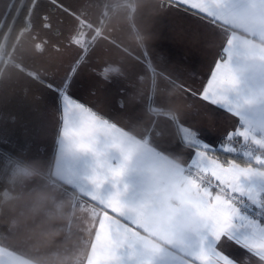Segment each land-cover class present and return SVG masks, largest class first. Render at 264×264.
<instances>
[{"label":"crops","instance_id":"1","mask_svg":"<svg viewBox=\"0 0 264 264\" xmlns=\"http://www.w3.org/2000/svg\"><path fill=\"white\" fill-rule=\"evenodd\" d=\"M14 1L0 0V29ZM181 3L188 8L178 7L177 0H34L29 27L0 71V227L13 230L10 237L0 232V258L9 264H85L96 255L92 264H100L97 244L104 249L127 244L129 258L135 259V243L194 242L197 222L208 213L193 199L196 186L179 174L183 145L176 125L195 120L201 138L218 148L239 121L211 105L204 106L211 115L205 117L185 86L203 85L220 54L219 28L252 9L213 0V10L221 13L217 20L223 21L213 29L192 11L204 0ZM256 12L264 16V7ZM252 35L245 44L252 43ZM254 47L264 52V38ZM261 61L264 55L237 59L236 66L247 69L249 82L258 84L264 77L257 67ZM80 64L84 68L67 92L112 122L104 129V147L117 158L112 163L130 157L118 183H95L91 154L78 153L71 144L60 153L64 163L51 174L40 161H30H55L63 126L61 89L48 85H59L69 68ZM104 65L110 70L108 82L93 73ZM261 111L253 106L249 115L255 120ZM23 160H29V175L17 173L16 162ZM34 181L37 186L28 190ZM101 189L113 213L134 217L136 227L121 225L115 239L111 226L119 221L81 195L95 200ZM92 213L101 217L98 224ZM69 227L73 234L58 244ZM85 240L95 242L90 246ZM225 251L242 253L230 243Z\"/></svg>","mask_w":264,"mask_h":264},{"label":"snow or ice","instance_id":"2","mask_svg":"<svg viewBox=\"0 0 264 264\" xmlns=\"http://www.w3.org/2000/svg\"><path fill=\"white\" fill-rule=\"evenodd\" d=\"M229 3L239 6H249L252 11L244 12L232 17V23L219 28L218 35L222 38L219 48V56L215 61L207 80L198 89L185 86L189 96L200 101L203 115L211 117L205 110V105H211L222 109L239 121L235 130L228 131L219 147L206 143L200 135V129L194 127L195 120L180 121L176 125L178 136L176 138L183 145V152L177 155L183 160V166L179 174L185 183L196 186L197 192L193 199L205 209L207 215L199 219L192 233L194 242L180 239L164 245H144L135 243V259H130L128 245H113L107 249L96 245V253L99 254L100 264H264V77L258 84L248 80V70L238 69L237 59H256L264 55L258 50L261 38H264V16L256 12L257 7H264V0H228ZM177 6L188 8L187 3L177 0ZM216 7L213 0H204V3L192 8L197 13V18H203L206 24H211L213 29L223 21L217 20L220 11L213 10ZM203 9V10H202ZM251 17V18H249ZM233 23L239 27H233ZM251 36V44L244 41ZM231 41V43H229ZM88 58L85 57V60ZM257 67L264 71V61ZM84 68H69L64 80L59 84H49L48 87L61 89L62 100V130L59 140V149L52 164H45L39 159L46 172L51 174L54 169H59L64 161L60 153L70 144L78 152H87L92 156L91 167L95 171L93 180L95 183L112 181L118 183L127 171V163L130 157L125 154L123 162L113 164L117 159L110 154V150L104 147V129L112 124L99 112L88 105L74 100L68 95L67 88L76 74ZM109 67L107 65L95 70L102 82H108ZM261 109L258 119H252L249 115L251 107ZM201 115L198 111L197 116ZM117 127H119L117 125ZM71 128V130H69ZM126 131V130H125ZM237 144L239 146H237ZM115 147L119 148L117 144ZM184 153H187L185 155ZM220 153H225L221 157ZM29 160L17 161L16 169L19 175H29L26 167ZM37 186V182L27 185L28 190ZM3 185L0 184V190ZM87 191V190H85ZM67 192L62 194L61 198ZM96 194V193H93ZM82 198L107 212L116 218L119 223L111 226L113 238L123 231L121 225L135 228L133 219L125 216H117L104 196L103 190L99 192V198L93 200L91 195ZM103 200L105 203H101ZM122 204H127L126 198L121 199ZM79 203L77 207H79ZM92 218L99 223L101 217L92 213ZM70 225H61L64 228ZM7 237L13 234L11 227L2 228ZM71 233H66L58 244H63ZM81 237L84 232L79 231ZM95 237V232H93ZM90 246L95 241H84ZM230 243L236 249L242 250L241 255L234 256L225 251V245ZM14 255H19L15 249H9ZM97 259L96 255L88 257L85 264H92ZM0 264L9 262L0 258Z\"/></svg>","mask_w":264,"mask_h":264},{"label":"trees","instance_id":"3","mask_svg":"<svg viewBox=\"0 0 264 264\" xmlns=\"http://www.w3.org/2000/svg\"><path fill=\"white\" fill-rule=\"evenodd\" d=\"M34 0H15L0 29V71L22 32L29 27V13ZM221 157L225 153H220Z\"/></svg>","mask_w":264,"mask_h":264},{"label":"built area","instance_id":"4","mask_svg":"<svg viewBox=\"0 0 264 264\" xmlns=\"http://www.w3.org/2000/svg\"><path fill=\"white\" fill-rule=\"evenodd\" d=\"M3 57V55H2V52L0 51V58H2ZM237 146H239L238 144H237Z\"/></svg>","mask_w":264,"mask_h":264}]
</instances>
